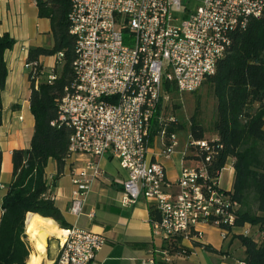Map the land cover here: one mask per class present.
<instances>
[{
	"label": "built area",
	"instance_id": "obj_1",
	"mask_svg": "<svg viewBox=\"0 0 264 264\" xmlns=\"http://www.w3.org/2000/svg\"><path fill=\"white\" fill-rule=\"evenodd\" d=\"M182 4L183 0H70L74 81L59 101V120L72 128L68 157L111 153L128 173L122 204L144 197L156 206L158 218L150 223L162 244L142 264H172L187 255L181 241L199 237L201 224L217 226L223 235L236 226L238 204L220 186V172L211 174L208 169L215 154L209 140L188 135L186 150L196 149L204 157L194 167H183L174 181L167 179L162 163L148 157V146L154 123L165 127L161 154L170 157L178 145L175 132L164 136L168 122H163L162 113L170 94L165 82L180 92L196 90L215 72L232 33L245 28L251 17L261 16L264 0H202L181 19ZM54 56L48 70L40 61L25 60L36 88L42 78L51 83L56 77L63 53ZM100 175V165L92 159L73 169L71 215L83 214ZM63 231V240L57 238L55 264H90L105 243L102 233L75 224ZM242 234L252 236L249 224Z\"/></svg>",
	"mask_w": 264,
	"mask_h": 264
},
{
	"label": "trees",
	"instance_id": "obj_2",
	"mask_svg": "<svg viewBox=\"0 0 264 264\" xmlns=\"http://www.w3.org/2000/svg\"><path fill=\"white\" fill-rule=\"evenodd\" d=\"M38 16L47 18L53 39L51 47L36 46L28 49L27 59L39 61L40 56L63 53L62 62L55 66L56 77L51 83L43 78L37 88L30 81L29 109L34 118L33 133L27 148L12 151V180L1 200L0 264H33L37 248L31 253L25 228L29 212L53 218L65 227L60 209L50 196L51 186L45 177L48 160L57 163L62 173L68 158L72 128L59 120V101L70 91L74 81L73 62L75 40L70 34V0H35ZM1 22V18H0ZM15 40L9 33L0 34V90L7 77L5 52ZM212 88L216 100L211 130L217 139L209 140L215 147L208 169L211 174L220 172L229 158H233L234 178L230 196L238 206L235 225L256 226L264 233V12L251 17L243 29L232 33L231 44L218 60L216 70L204 82ZM67 88V89H66ZM166 91L172 92L174 84L165 82ZM197 107L191 117L190 135L203 139L204 128L199 125ZM2 104L0 97V122ZM175 123L166 127L167 135L175 132ZM183 127V126H180ZM194 156L201 160L203 154L196 149ZM2 154L0 151V173ZM150 220L158 218V210L149 204ZM27 233V234H26ZM245 247V264H264V237L260 240L240 234ZM55 264V263H54Z\"/></svg>",
	"mask_w": 264,
	"mask_h": 264
},
{
	"label": "crops",
	"instance_id": "obj_3",
	"mask_svg": "<svg viewBox=\"0 0 264 264\" xmlns=\"http://www.w3.org/2000/svg\"><path fill=\"white\" fill-rule=\"evenodd\" d=\"M0 18V34L7 32L15 40L12 48L4 55L8 73L4 88L0 90L1 204L7 186L12 180V151L29 147L33 133L34 118L29 109L30 81L28 70L24 67L28 49L36 46L51 47L53 39L49 19L38 16L35 0H0ZM39 61L44 69L48 70L54 65L55 56H40ZM215 139L217 134L213 132L212 140ZM161 150V140L152 139L150 133L148 157L163 164L166 177L171 181L176 180L183 167H194L200 161L190 150H186V143L179 140L170 157L161 154ZM88 159L99 163L101 175L91 186L83 214L75 217L68 212L73 190L71 172L84 166ZM233 161V158H229L220 171V186L226 191L232 190ZM45 177L48 183H53L50 196L62 213L66 222L65 227L75 224L79 228L105 236V243L96 252L90 264H142V260L149 258L154 249L161 246V240L152 234L150 202L140 197L135 203L122 204L123 182L127 179L128 173L111 153L107 152L97 157L73 154L66 159L60 174L56 161L50 158L45 168ZM91 211L92 217L89 216ZM1 213L0 205V216ZM245 226L247 224L235 226L223 235L217 226L199 225L198 229L201 231L199 237L181 241L188 254L176 257L172 264H240L244 261L245 247L238 236L242 234ZM250 229L252 237L256 239L260 234L258 228L250 226ZM29 234L30 238L28 234L27 238L30 246L32 245L34 249L42 247L41 241L30 232ZM32 248L31 253L34 250ZM44 251L41 264H54L58 255V245L55 253L50 252L49 245L47 248L45 246Z\"/></svg>",
	"mask_w": 264,
	"mask_h": 264
},
{
	"label": "rangeland",
	"instance_id": "obj_4",
	"mask_svg": "<svg viewBox=\"0 0 264 264\" xmlns=\"http://www.w3.org/2000/svg\"><path fill=\"white\" fill-rule=\"evenodd\" d=\"M201 3L202 0H183L182 12L179 14L180 18L182 19L188 11L196 9ZM196 107L198 108L196 119L199 125L205 130L204 138L212 140L213 131L211 130V122L215 115L216 100L208 82H203L194 91H172L169 94V98L165 101L162 113L163 122H168L167 126H169V120L173 118V122L175 123V133L179 141L184 143L187 142L188 135L190 134V120ZM162 127L165 128L163 124L161 127L157 125V123L155 124V127L151 131L152 139H157L158 141L161 140V131H163ZM165 135L166 129H164V136ZM190 151L193 152L195 150L190 149ZM261 237H264V233L259 234L256 239L260 240ZM44 243L46 248L47 245H49L51 253L56 252L58 243L54 237L47 238ZM30 248H32V245Z\"/></svg>",
	"mask_w": 264,
	"mask_h": 264
},
{
	"label": "bare ground",
	"instance_id": "obj_5",
	"mask_svg": "<svg viewBox=\"0 0 264 264\" xmlns=\"http://www.w3.org/2000/svg\"><path fill=\"white\" fill-rule=\"evenodd\" d=\"M25 228L42 243V247L37 248V255L33 264H41L45 252L44 241L48 237L54 236L63 240V228L59 227L57 222L51 217H44L37 213L29 212L26 216Z\"/></svg>",
	"mask_w": 264,
	"mask_h": 264
}]
</instances>
